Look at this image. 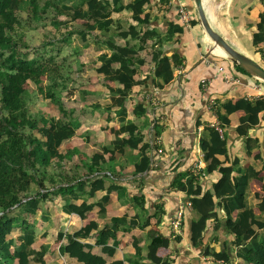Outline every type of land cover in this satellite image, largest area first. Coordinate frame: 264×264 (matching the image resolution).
<instances>
[{"label": "trees", "instance_id": "trees-1", "mask_svg": "<svg viewBox=\"0 0 264 264\" xmlns=\"http://www.w3.org/2000/svg\"><path fill=\"white\" fill-rule=\"evenodd\" d=\"M149 3L150 0H0V264H64L61 258L79 255L87 264L173 263L164 254L173 240L154 229L166 214L164 205H158L156 213L151 214L144 197H128L127 188L116 183L126 174L145 172L151 165V144L144 134L152 122L147 106L144 102L132 109L128 106L134 87H147L142 67L149 61L141 52L150 45V61L155 64L152 84L158 89L174 79V68L182 63L176 53H165L162 44L183 28L173 25L163 35L158 27L151 26ZM49 11L54 13L51 30L64 31L61 37L30 49L27 36L30 30H37ZM124 11L131 13L132 21L127 24L115 16ZM56 41L60 46L55 45ZM263 41L264 28L255 33L254 44L258 46ZM64 45L72 49L73 65L69 56L60 55ZM54 50L59 53L54 54ZM71 67L81 73L85 67L93 68L96 73L87 84L79 85L75 102L84 108L80 114L76 109L66 114L62 101L70 91L67 76ZM46 84L51 85L48 101L59 107L55 115L48 110L37 112L31 105L34 89ZM237 110L245 112L238 130L247 136L246 150L250 155L257 139L248 136V131L264 110V100L241 98L226 102L218 108L220 121L227 123L229 114ZM66 115L69 116L64 118ZM87 118L116 120L118 125L105 127L112 131V138L101 142L94 135L101 129L88 126ZM74 139L86 142L74 145L82 151L73 152L71 147L63 151V144H72ZM201 145L207 155L209 149L228 155L226 143L214 127L205 128ZM75 152H79L73 166L77 171L69 175L66 158L72 160ZM219 171L220 179L202 196L196 194L198 175L182 174L175 181V186L185 192V201L192 204V241L198 246L204 243L208 221L217 217L213 201L217 198L225 210L226 226L234 235L238 264H264V198L255 204L248 196L251 182L262 177L255 167L243 170L239 158L231 165L222 163ZM235 173L239 174L236 178ZM101 188L106 193L98 201H89ZM114 192L134 213L113 216L100 229L98 220L91 216L107 218ZM56 198L62 201L60 210L66 217L74 212L79 215L83 224L78 229L64 227L62 214L57 217L61 229L57 228L50 215ZM43 223L55 226L56 244L48 241L49 229ZM257 223L259 232L254 233ZM129 234L132 238L137 235L135 253L133 257H123L119 247ZM40 238L46 242L38 247ZM92 238L101 246L102 255L93 251L94 246L88 242ZM182 239V235L175 237L178 243ZM50 252L57 261L48 262ZM205 256L231 259L210 243Z\"/></svg>", "mask_w": 264, "mask_h": 264}, {"label": "crops", "instance_id": "crops-1", "mask_svg": "<svg viewBox=\"0 0 264 264\" xmlns=\"http://www.w3.org/2000/svg\"><path fill=\"white\" fill-rule=\"evenodd\" d=\"M203 5L212 27L233 47L264 67V41L258 46L254 44L255 33L264 28V0H203ZM181 8L189 13L190 22L183 20ZM147 10L152 17L151 26L158 27L163 35H166L173 25H180L183 28L182 32L162 44L165 53L169 55L176 53L182 63L174 68V79L164 88L158 89L152 84L151 74L155 64L150 61V45H146L147 48L141 52L149 61L142 67L143 77L148 78L147 87L141 85L134 87L129 100L134 101V106L139 102H144L147 106L152 122L145 128L144 134L145 140L151 144V165L145 172L137 175L126 174L116 180V183L127 188L128 197H144L145 206L151 214L156 213L158 205H164L166 214L161 225L154 226V229H158L173 240L172 246L164 253L172 258V264H207V260L238 264L240 260L235 257L234 235L226 226V214L220 205V199H213L217 217L208 221L202 245H195L192 241V208L185 212L181 233H176L172 220L180 207L187 202L185 192L175 186V181L182 174L198 175L196 194L202 196L208 190H212L213 184L220 179L219 167L222 163L231 165L239 158L243 170L255 167L262 177L251 182L249 198L253 199L255 204L264 198V110L255 117V123L248 131V136L257 139V146L250 155L246 150L247 136L238 130L240 118L245 114L244 110L230 113L229 121L224 124L220 121L218 113V108L229 101L236 102L241 98L261 100L255 87L259 85L264 89V82L233 64L222 48H218L217 53L214 52V42L200 21L195 0H150ZM115 16L117 21L123 24L132 21L131 13L128 11ZM192 21H196L195 24H192ZM113 30L115 31V27ZM134 106L129 108L132 109ZM101 119L100 133L97 135L96 132L94 135L98 136L101 142L107 143L112 138V131L108 132L110 129L106 130L105 127L118 124L116 120L107 122L104 118ZM216 125L224 129V133L219 135L226 143L227 156L215 154L212 149H209L207 155L202 148L203 131L209 126L216 128ZM238 175L235 173V178ZM105 193L106 191L101 188L89 201H98ZM112 196L113 202L107 208V218H96L95 214L91 216L98 220L100 229L113 216L134 213L130 205H123L118 200L116 192ZM255 212L259 213L260 210L256 207ZM60 214L66 216L62 212ZM66 218L68 224L65 225L66 228L76 230L83 224L75 212ZM259 223L254 227V233L259 232ZM177 235L183 237L180 243L175 240ZM136 238L137 235L132 238L130 234L124 237L119 247L123 257H133ZM94 240L92 238L88 242L94 246V252L101 254V246ZM208 243L218 251L227 252L230 261L206 257L205 249ZM60 244L61 242L57 245ZM103 256L109 260L106 255ZM73 259L65 260L67 264H73L75 262ZM57 260L54 258L51 262Z\"/></svg>", "mask_w": 264, "mask_h": 264}, {"label": "rangeland", "instance_id": "rangeland-1", "mask_svg": "<svg viewBox=\"0 0 264 264\" xmlns=\"http://www.w3.org/2000/svg\"><path fill=\"white\" fill-rule=\"evenodd\" d=\"M53 16H54V13L52 11H49L46 18L43 20V22L40 24V26L37 28V30H30V33L27 36V41H28L30 49L41 45L42 41L45 43L48 40H52L54 38L61 37V34L64 31V28H61L58 31L51 30L53 27V25L51 24V19L53 18ZM55 45L60 46V42L56 41ZM48 48H50V47H48ZM216 49H218V48H216ZM216 49L214 50V52L217 53ZM53 53L55 54V53H59V52L54 50ZM60 55L61 56H63V55L69 56L68 61L71 63V65L74 64L75 57L72 54V49L70 46L64 45ZM258 59H260V58H258ZM95 74L96 73H95V70H93V68L85 67V70L83 71V73H81V72L77 71L76 68L71 67V69L68 73V76H67L69 78V85H70L69 89H70V91L69 92L66 91L67 94H64V96L62 98L63 106H64V109L66 110V114H68L72 109L73 110L76 109V114H80L84 111V108L79 106L80 104L78 102H75V99L77 97V92L79 89V85L87 84L90 80V77L95 78V76H96ZM50 86H51L50 84H46L42 89L38 90L35 88L34 92L32 94L31 105L32 104L35 105L34 108L37 112L44 113L45 110H48V111H50L51 114L55 115L56 111H59V107L58 106H52V104L48 101ZM133 102L131 101V99L129 100V106L130 107L134 106ZM1 113H2V110L0 108V114ZM58 114L62 115L61 112H59ZM68 116L69 115H66L64 118H67ZM86 124L90 127H93V129L98 130V129H100L99 127L101 126L102 123L100 124L99 121H93L92 119L87 118ZM95 127H97V128H95ZM84 129H87V127L84 126ZM108 132H111V131H108ZM99 133H100V130L97 132V135ZM78 141L80 142V144L82 143V145H86L85 141L77 140V139L72 140V144L77 146ZM69 142L63 144V151H69L70 147H71L72 151L73 150L76 151L77 148L72 147V144H69ZM79 150L80 149L78 148L77 151H79ZM81 151H82V148L79 152H81ZM79 152H75L74 156L71 154L72 160H69V158H66V163L70 164L66 168L67 172H69L68 173L69 175H71L72 173H75L77 171L74 169L73 166L78 162L77 156H78ZM82 153H81V155H82ZM98 188H100V186H98ZM54 202L55 203H53L51 205L50 215H51L52 219L55 221V223H57V228L61 229V227L57 221V217L61 216L60 215V213H61L60 206H61L62 201L59 198H56V199H54ZM61 217H63V219H64L63 222L67 226L68 224L66 223L67 222L66 216H61ZM65 225H64V227H66ZM43 226H45L46 228L49 229V237L47 238L48 241L54 242L56 239V237L54 238V234H53L56 231L55 226L51 225L49 223H43ZM45 242H46V240L40 238L39 241L37 242L36 246L41 247V244H43ZM54 258L57 259V256H55L53 254H49L47 260L50 263H52L51 261H53ZM73 258H74L73 261H75L73 264H87V260L83 256L79 255L78 257H73ZM61 259H62L64 264H67L68 259H67V261L64 258H61ZM69 260L71 261V259H69ZM33 264H37V263H33ZM207 264H209L208 260H207Z\"/></svg>", "mask_w": 264, "mask_h": 264}, {"label": "water", "instance_id": "water-1", "mask_svg": "<svg viewBox=\"0 0 264 264\" xmlns=\"http://www.w3.org/2000/svg\"><path fill=\"white\" fill-rule=\"evenodd\" d=\"M195 4L199 12L200 21L205 28V31L214 42V49L218 47L222 48L227 54L228 59L233 64L240 66L245 72L264 82V67H262L261 64L255 61L253 58L247 56L246 54L233 47L222 35H220L212 27L206 14L203 0H195Z\"/></svg>", "mask_w": 264, "mask_h": 264}, {"label": "built area", "instance_id": "built-area-1", "mask_svg": "<svg viewBox=\"0 0 264 264\" xmlns=\"http://www.w3.org/2000/svg\"><path fill=\"white\" fill-rule=\"evenodd\" d=\"M181 12V16L183 18V20H185L186 22H190V15L189 13L181 8L180 9ZM256 92H257V96L259 98L264 99V89L262 88V86L256 85L255 87ZM217 130L219 131L220 134L224 133V129L222 127H220L219 125H216ZM192 204L190 202H187L185 204H183L180 209L178 210V212L176 213V215L174 216L173 220H172V226L174 228V230L176 231V233L180 234L181 233V229L183 226V218L185 215V212L187 209H191ZM209 264H223L221 262H214V261H209Z\"/></svg>", "mask_w": 264, "mask_h": 264}, {"label": "bare ground", "instance_id": "bare-ground-1", "mask_svg": "<svg viewBox=\"0 0 264 264\" xmlns=\"http://www.w3.org/2000/svg\"><path fill=\"white\" fill-rule=\"evenodd\" d=\"M219 48V47H218ZM217 50V49H216Z\"/></svg>", "mask_w": 264, "mask_h": 264}]
</instances>
